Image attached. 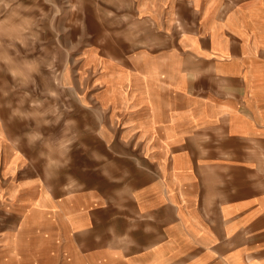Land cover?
<instances>
[{
	"label": "crops",
	"instance_id": "obj_1",
	"mask_svg": "<svg viewBox=\"0 0 264 264\" xmlns=\"http://www.w3.org/2000/svg\"><path fill=\"white\" fill-rule=\"evenodd\" d=\"M28 3L0 0V47ZM133 8L137 45L115 49L131 50L130 68L106 71L117 93L100 102L139 172L126 203L96 195L82 211L59 209L62 264H264V0ZM100 38L89 50L113 46Z\"/></svg>",
	"mask_w": 264,
	"mask_h": 264
},
{
	"label": "rangeland",
	"instance_id": "obj_2",
	"mask_svg": "<svg viewBox=\"0 0 264 264\" xmlns=\"http://www.w3.org/2000/svg\"><path fill=\"white\" fill-rule=\"evenodd\" d=\"M28 2L0 47V264H62L59 209L82 211L96 195L126 203L139 172L130 136L116 132L100 102L117 93L108 92L106 71L130 68L131 50L115 49L137 45L138 27L133 0ZM107 21H122L123 31H101ZM100 36L113 46L89 50Z\"/></svg>",
	"mask_w": 264,
	"mask_h": 264
}]
</instances>
